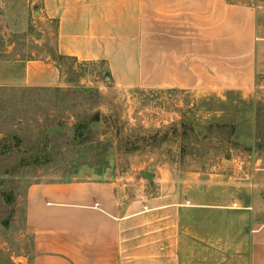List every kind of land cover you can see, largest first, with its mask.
<instances>
[{
	"label": "rangeland",
	"instance_id": "rangeland-1",
	"mask_svg": "<svg viewBox=\"0 0 264 264\" xmlns=\"http://www.w3.org/2000/svg\"><path fill=\"white\" fill-rule=\"evenodd\" d=\"M240 1L257 18L254 85L217 95L115 87L102 64L58 57L55 22L31 0H0V264L29 258V185L96 178L138 194L150 189L140 169L194 208L185 264H247L249 232L264 223V0ZM45 58L63 83L24 85L25 62Z\"/></svg>",
	"mask_w": 264,
	"mask_h": 264
},
{
	"label": "crops",
	"instance_id": "crops-1",
	"mask_svg": "<svg viewBox=\"0 0 264 264\" xmlns=\"http://www.w3.org/2000/svg\"><path fill=\"white\" fill-rule=\"evenodd\" d=\"M31 5L33 14L55 22L57 54L102 64L115 87L220 95L246 93L254 85L257 18L255 8L240 0ZM62 83L54 60L25 62L24 85ZM147 188L132 194L126 182L96 178L29 185L23 200L30 236L26 264H185L184 214L194 208L161 184ZM247 253V264H264V223L250 230Z\"/></svg>",
	"mask_w": 264,
	"mask_h": 264
},
{
	"label": "water",
	"instance_id": "water-1",
	"mask_svg": "<svg viewBox=\"0 0 264 264\" xmlns=\"http://www.w3.org/2000/svg\"><path fill=\"white\" fill-rule=\"evenodd\" d=\"M36 12H34L35 14ZM139 174L141 177L145 178L146 180H148L150 183L152 182L153 176L154 174L148 170H140Z\"/></svg>",
	"mask_w": 264,
	"mask_h": 264
},
{
	"label": "trees",
	"instance_id": "trees-1",
	"mask_svg": "<svg viewBox=\"0 0 264 264\" xmlns=\"http://www.w3.org/2000/svg\"><path fill=\"white\" fill-rule=\"evenodd\" d=\"M58 57H59V58H63L64 56H61V55L58 54Z\"/></svg>",
	"mask_w": 264,
	"mask_h": 264
}]
</instances>
